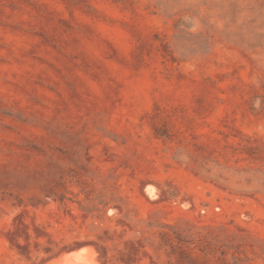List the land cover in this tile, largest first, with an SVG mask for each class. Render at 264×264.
Returning a JSON list of instances; mask_svg holds the SVG:
<instances>
[{
    "label": "rangeland",
    "instance_id": "rangeland-1",
    "mask_svg": "<svg viewBox=\"0 0 264 264\" xmlns=\"http://www.w3.org/2000/svg\"><path fill=\"white\" fill-rule=\"evenodd\" d=\"M81 248L264 264V0H0V264Z\"/></svg>",
    "mask_w": 264,
    "mask_h": 264
},
{
    "label": "bare ground",
    "instance_id": "bare-ground-1",
    "mask_svg": "<svg viewBox=\"0 0 264 264\" xmlns=\"http://www.w3.org/2000/svg\"><path fill=\"white\" fill-rule=\"evenodd\" d=\"M87 245V244H86ZM91 245V244H90ZM94 248V247H93ZM79 249V248H78ZM96 249V248H95ZM77 250V249H76ZM75 250V251H76ZM85 249L83 248H81V250H79V251H81V252H79L78 250V252H72V251H70V252H68L67 254H61V262H60V258H58V262H57V264H86V263H88L89 262V260H90V258L88 257V255L87 254H85L83 251H84ZM95 251V250H94ZM97 251V250H96ZM99 251V250H98ZM98 253V252H97ZM89 254V253H88ZM93 256H94V254L93 253H91ZM99 258V257H98ZM92 259L94 260H96V258L94 257H92ZM55 262V261H54ZM92 263H96V261L94 262H92ZM99 263V262H98ZM46 264V263H45Z\"/></svg>",
    "mask_w": 264,
    "mask_h": 264
}]
</instances>
